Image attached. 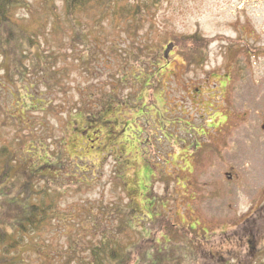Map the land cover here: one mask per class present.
Segmentation results:
<instances>
[{
  "label": "rangeland",
  "instance_id": "obj_1",
  "mask_svg": "<svg viewBox=\"0 0 264 264\" xmlns=\"http://www.w3.org/2000/svg\"><path fill=\"white\" fill-rule=\"evenodd\" d=\"M29 2L14 20L62 71L47 88L24 59L25 80L13 73L10 88L42 103L18 106L4 84L10 46L0 52V148L21 150L9 181L31 175V203L52 202L17 264H88L112 233L130 246L157 238L151 264H264V0H120L70 23L61 0ZM188 35L207 40L199 57ZM88 118L105 125L110 152H85ZM159 216L177 235H160ZM123 219L128 237L116 232Z\"/></svg>",
  "mask_w": 264,
  "mask_h": 264
},
{
  "label": "trees",
  "instance_id": "obj_2",
  "mask_svg": "<svg viewBox=\"0 0 264 264\" xmlns=\"http://www.w3.org/2000/svg\"><path fill=\"white\" fill-rule=\"evenodd\" d=\"M61 1L64 17L68 20V23H70L71 20L74 21L78 18L79 13L86 12L89 9H92L95 5L100 6L103 9H106L107 7L124 9V4L121 7H118V1L120 0ZM42 5L46 8L51 7V9L56 7L55 0H42ZM29 6V0H0V52L3 53L6 46H10L12 52L11 58L6 65L2 64L5 63L6 58L4 60L0 59V66L5 65L6 69L8 68V71L5 70L6 80L4 84L8 86L9 95L13 100H15V93L12 92L10 88L13 84L12 76L13 73L18 74L20 77V83L25 80V72H27L28 68L26 64L23 63V60L26 58L30 60L29 63H31L30 67L32 70L35 73H40L42 76L41 83H44L47 88H51L54 85H61L58 74L61 73L62 69L60 67H54L53 64L48 62L49 60L44 62V58L37 57L33 52L40 49L39 43L33 42L32 37L35 34V31H32V29H21V26L14 20L13 12L18 7L29 8ZM117 12L118 11L114 10V13ZM128 15L129 22L127 24L130 26H136V22L141 20L142 17L139 5L130 8L128 10ZM56 25L57 24H54V28H56ZM72 26L75 27L73 23ZM74 33L78 40H81V38L84 40L83 34H81L79 30L75 29ZM1 36L4 38L1 39ZM182 42L184 45L190 43L195 45L197 47L196 57H199V55H201L199 53H202L207 40L201 38L199 35H188L182 39ZM34 47L35 50H33ZM42 55L44 56V52ZM47 55L52 56L51 53ZM47 55L45 54V57H47ZM27 87L31 89V83H29ZM18 92L19 91L17 90L16 97H18V99L15 100V105L20 104L19 101L21 100H24L25 103L29 98L40 99L33 94H19ZM39 103H42L41 99ZM36 104H38V102ZM48 107V109L51 110L53 106L48 103ZM12 108L13 107L10 108V112L12 111ZM4 111L6 110L4 109ZM13 118L16 117L10 115L9 119L13 121ZM22 146L23 144H21L20 147ZM19 152H21L19 148L12 151L5 146L0 148V264H17L18 261H20L19 257L20 253L23 251L22 249L26 246L27 242L32 239L33 235L38 233V231H40L44 224L50 219L49 213L52 210L50 207L52 202L48 206L45 204L44 200L41 204L31 203V175H24V180L19 187L16 185L15 181H9L8 177L10 176L12 169H14L13 163L18 159L17 156ZM58 174L59 170H56L54 175H52L53 178H57ZM45 181L49 182L47 177L45 178ZM45 188H42L40 193L43 194V197L48 198L49 188L47 191H45ZM19 197L21 198V201L19 200ZM149 220L151 221V219ZM125 221L126 220L123 219L121 224L117 226L116 232L126 233V236L128 237V224H126L127 222ZM155 224L158 225L157 231L162 232L163 230L161 234L159 233L161 236L163 234V236H166L169 239V236L174 237L177 235L174 224L169 222L167 218L159 216ZM142 238L143 237L141 236L140 239ZM156 239L147 237L142 241H133V244L130 246L126 245L123 240H120L117 235H114V233H112V235H106L104 238H100L97 244L91 246L88 264H134V253L141 256L139 264H151V257L157 255V246L153 244ZM171 242L172 241L170 240L167 241V243L173 244ZM149 251H153V253L147 255V252ZM168 252H164L162 256L158 255L157 259L161 261L164 259L168 260L166 256L168 255Z\"/></svg>",
  "mask_w": 264,
  "mask_h": 264
},
{
  "label": "flooded vegetation",
  "instance_id": "obj_3",
  "mask_svg": "<svg viewBox=\"0 0 264 264\" xmlns=\"http://www.w3.org/2000/svg\"><path fill=\"white\" fill-rule=\"evenodd\" d=\"M198 90H196V92H198ZM91 118L87 119V122L83 125V127L79 130V133H81L82 135L85 136V140H84V144H85V152L89 153L90 150L95 149V148H99V150L101 151L100 153L103 155L105 152H110L109 151V147L108 150H104V143H102L101 141V136H103V131L104 130V124L98 125H90V123L88 122ZM114 130V129H113ZM109 131V130H108ZM112 132V131H111ZM115 136V135H114ZM99 143V144H98ZM84 149V147L82 148ZM103 149V150H102Z\"/></svg>",
  "mask_w": 264,
  "mask_h": 264
},
{
  "label": "water",
  "instance_id": "obj_4",
  "mask_svg": "<svg viewBox=\"0 0 264 264\" xmlns=\"http://www.w3.org/2000/svg\"><path fill=\"white\" fill-rule=\"evenodd\" d=\"M167 47H166V49H165V52H167L170 48H171V46L172 45H166ZM196 90H198V89H196Z\"/></svg>",
  "mask_w": 264,
  "mask_h": 264
}]
</instances>
